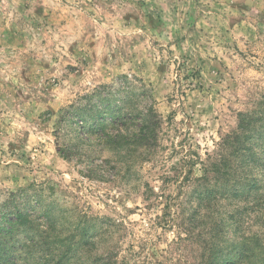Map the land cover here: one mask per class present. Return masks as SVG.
<instances>
[{"label":"rangeland","instance_id":"rangeland-1","mask_svg":"<svg viewBox=\"0 0 264 264\" xmlns=\"http://www.w3.org/2000/svg\"><path fill=\"white\" fill-rule=\"evenodd\" d=\"M0 223L13 264H264V0H0Z\"/></svg>","mask_w":264,"mask_h":264},{"label":"trees","instance_id":"trees-1","mask_svg":"<svg viewBox=\"0 0 264 264\" xmlns=\"http://www.w3.org/2000/svg\"><path fill=\"white\" fill-rule=\"evenodd\" d=\"M78 108H76V115L82 118H87L85 117L86 115H82V112L80 110H77ZM124 110L122 107H117V109L115 110H110V117L112 118L113 121H106L103 120L104 118H106L105 116L102 115V112H100V108H97L95 111V114L92 115V119L95 120L97 116H99V119L102 120L103 122L99 125L92 126L90 125V122L87 124L89 126V131L91 133H98L99 131H106V129H108V127L112 126V128H114L115 133H113L110 137H108L107 140H105V138L103 139L104 141H106V143L108 144H114L116 147L117 146H122V145H126L130 142H134L133 140H146L147 138H149L150 136L155 134V131H153V133L149 134L150 131H146L147 127H146V121H141L142 126L139 129H136L137 131L128 133V134H124L121 131V125L122 123L125 121V117H124ZM88 116V115H87ZM108 118V117H107ZM243 126V125H242ZM84 129L87 128V126L83 127ZM244 129V128H243ZM249 132V131H248ZM249 136L245 139H250V133H248ZM127 135V136H125ZM125 137H129V140H126ZM237 152L241 151V148L238 147L236 148ZM253 180H249L247 179L246 181H239L237 182V185H246L248 187H250L253 183ZM237 190V187H235ZM22 204V205H21ZM24 203H17L15 201H8L6 202V204L3 206L5 210H9L8 212V216L10 215L12 219H10L8 222L10 223L11 228L13 227H26L27 224H32L35 223V218H33L34 212H26L24 211V209H22ZM10 205H12L10 207ZM6 214V213H5ZM3 219H5V216L3 215L2 217ZM13 230L12 229H7L5 230L4 227L1 225L0 223V264H13V259H14V252L12 250V247L14 245H11L12 243L9 242V237H10V233H12ZM91 232V231H90ZM88 228L86 229L85 233H83V236H87V239L91 237ZM87 243L88 241L85 240ZM86 243V244H87ZM238 245L234 244L232 245L231 251L233 253H235L234 255V259H231L232 257H230V255H226V257H224L222 260H219L220 258L215 257L214 260L212 261L211 264H236L237 261V255H238ZM11 254V257H10ZM13 260V261H12Z\"/></svg>","mask_w":264,"mask_h":264}]
</instances>
